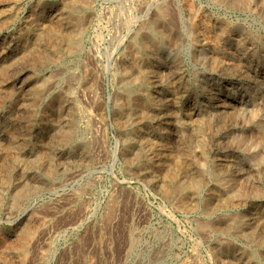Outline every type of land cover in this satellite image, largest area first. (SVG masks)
<instances>
[{
    "label": "rangeland",
    "instance_id": "374dc122",
    "mask_svg": "<svg viewBox=\"0 0 264 264\" xmlns=\"http://www.w3.org/2000/svg\"><path fill=\"white\" fill-rule=\"evenodd\" d=\"M229 1L0 0V264H264V0Z\"/></svg>",
    "mask_w": 264,
    "mask_h": 264
},
{
    "label": "bare ground",
    "instance_id": "6f19581e",
    "mask_svg": "<svg viewBox=\"0 0 264 264\" xmlns=\"http://www.w3.org/2000/svg\"><path fill=\"white\" fill-rule=\"evenodd\" d=\"M220 1V0H219ZM223 1V0H222ZM229 1V0H228ZM231 1V0H230ZM229 1V2H230ZM242 1V0H241ZM214 2H215V0H214ZM232 2V1H231ZM240 2V1H239ZM226 3H227V1H226ZM228 4V3H227ZM230 5V4H229ZM199 20V19H198ZM204 24V23H203ZM194 25H195V27H199L200 25H197V23L196 22H194ZM201 29H205V28H201ZM223 29H224V27H223ZM159 30V29H158ZM235 31V30H234ZM201 32H202V30H201ZM221 32V31H220ZM237 32V31H236ZM152 33H156V29H154V28H152ZM215 35H216V33H214ZM236 34V33H235ZM153 35V34H152ZM214 35V36H215ZM218 35V34H217ZM224 35V34H223ZM155 36V35H154ZM204 36V35H203ZM209 37V36H208ZM227 37V36H226ZM245 37V36H244ZM159 38V37H158ZM172 38V37H171ZM213 38V37H212ZM237 38V37H236ZM142 40L140 41V46L143 48V51L144 52H146V53H150L152 50H153V48L155 47V42H153V40H149V38L148 37H143V38H141ZM218 39V38H217ZM216 39V40H217ZM225 39V38H224ZM227 39V38H226ZM225 39V40H226ZM232 40V39H231ZM239 40V39H238ZM218 41V40H217ZM211 42H212V40H211ZM238 42V41H237ZM175 43V42H174ZM230 43V42H229ZM234 43V42H233ZM243 42H241V44H242ZM213 44V43H212ZM215 44H216V42H215ZM218 44V43H217ZM241 44H238L237 46H236V44L234 45V46H236V47H238V49H239V47H240V49H241V51H242V53L241 54H243L244 53V49L246 48H242L240 45ZM245 44H247V43H245ZM225 46H227V45H225ZM229 46V45H228ZM156 47L157 48H159L160 46H158V45H156ZM216 49V51L217 52H222V50L220 49V47L219 48H215ZM227 49V48H226ZM229 50V49H228ZM252 50V49H251ZM248 53V52H247ZM252 54V53H251ZM254 55V54H253ZM218 56V55H217ZM223 56V55H222ZM230 56V55H229ZM241 56V55H240ZM250 56V55H249ZM237 57V56H236ZM243 57V56H242ZM203 58V57H202ZM235 60H236V58H235ZM250 59H248V61H249ZM234 61V60H233ZM232 61V62H233ZM244 61H245V58H244ZM229 62V61H228ZM239 62V61H238ZM223 63V62H222ZM224 64V63H223ZM240 64V63H239ZM247 64V63H246ZM214 65H215V63H214ZM228 66V65H227ZM234 66V65H233ZM245 66V65H244ZM249 66V65H248ZM237 67H239V66H237ZM243 67V66H242ZM230 68V67H229ZM233 68V67H232ZM236 68V67H235ZM251 68V67H250ZM226 69H228V68H226ZM225 69V70H226ZM239 69V68H238ZM247 69V68H246ZM144 70V69H143ZM252 70V69H251ZM226 71H229V70H226ZM236 72V71H235ZM158 73V72H157ZM141 74H142V79H143V77H145V79H146V81L149 79V75H150V71L149 70H144V71H142L141 72ZM153 76V75H152ZM233 118H234V116H233ZM236 118V117H235ZM241 169V168H240ZM224 180V179H223ZM222 180V181H223ZM225 182V181H224ZM230 186V185H229ZM228 186V187H229ZM237 197V196H236ZM27 233H24V236H23V234H22V238H21V236H20V240H19V242H20V244H21V242L23 243V244H25L26 243V239H27ZM21 248V247H20Z\"/></svg>",
    "mask_w": 264,
    "mask_h": 264
}]
</instances>
